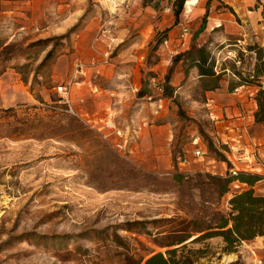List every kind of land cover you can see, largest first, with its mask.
Here are the masks:
<instances>
[{"label": "rangeland", "instance_id": "rangeland-1", "mask_svg": "<svg viewBox=\"0 0 264 264\" xmlns=\"http://www.w3.org/2000/svg\"><path fill=\"white\" fill-rule=\"evenodd\" d=\"M259 3L264 5V0ZM97 7L101 14L115 13L108 6L101 9L93 1L87 4L83 15L93 14ZM25 8L12 13H4L0 8V109L12 108L14 112L10 114L24 118L71 115L62 94L57 92L58 86L66 85L69 89V71L66 74L61 68L62 61L56 67L54 64L70 52L69 34L78 23L68 32L52 33L48 12V19H34L31 9ZM48 52L50 56L44 59ZM153 59L149 56L148 62ZM222 66L231 69L228 60ZM148 77L143 74L141 81L148 84ZM96 80L101 88L114 89V77ZM133 94L137 97L144 92L139 88ZM149 104L144 98L135 106L129 102L128 114L142 111L144 106L153 114ZM46 105L54 107L53 113ZM170 106L173 126L169 166L140 163L151 152L141 151L134 141L126 146L129 153H116L101 137V146L88 137H73L68 142L57 138L0 141V264H142L150 254L167 249L158 243H163L166 239L162 236L177 226L176 218H190L202 205L209 208L207 211L213 209L210 204L215 198L210 191L201 194L195 182H190V189L186 185L179 190L169 180V174L175 171L191 175L199 172H185L191 167L178 163L184 156L198 158L194 151L204 145L199 132L210 139L206 132L212 122L185 117L186 110L193 111L195 107L188 109V105L178 104L175 99ZM70 108L79 114L73 105ZM196 137L199 141L192 145ZM102 145L136 170L163 180L136 181L129 173L122 174L100 151ZM251 152H242V159L234 154L235 158H230L233 165L219 164L221 169L216 166L212 171L222 177L228 171L257 175L260 179L252 190L255 195L264 196V156L253 153L252 161ZM138 186L141 189L135 190ZM244 189H248L245 184L233 182L219 200L218 210L225 212L227 200ZM169 248L177 249V264H264L262 238L241 241L234 251L223 250L219 238L187 242L182 249L179 245Z\"/></svg>", "mask_w": 264, "mask_h": 264}, {"label": "crops", "instance_id": "crops-1", "mask_svg": "<svg viewBox=\"0 0 264 264\" xmlns=\"http://www.w3.org/2000/svg\"><path fill=\"white\" fill-rule=\"evenodd\" d=\"M93 1L101 9L108 6L115 13L107 16L97 7L93 14L83 15L87 4ZM173 1L0 0V8L4 13H12L26 7L31 9L34 19L42 20L48 19L45 17L48 12L53 24L50 30L56 34L68 32L78 23L77 29L69 34L70 52L54 64L56 67L62 61L61 68L66 74L69 71L68 107L73 105L79 113L72 112L73 116L93 129L100 130L107 117L122 127L129 122V127L137 130L136 146L151 152L148 158L140 160L143 165L170 164L168 147L173 126L170 103L174 99L178 104L188 105V109L195 107L193 111L186 110L185 117L212 122L206 133L214 145L227 148L229 158L237 154L242 159V152L251 151L264 156V123L254 121L257 109L254 96L258 88L254 84L240 85L234 75L236 72L241 77L251 75L256 63L264 64V52L257 61L252 49L264 46L261 6L256 0H185L175 20ZM183 27L187 33L181 36ZM196 48H202L208 57L201 69L210 70L217 79L199 75ZM105 54H109L106 63ZM151 55L154 59L148 62ZM233 56L240 60L239 67L234 66ZM225 60L231 63V69L222 66ZM75 61L81 62L83 69L73 76ZM146 73L148 84L141 81ZM97 77L106 80L114 77V89L98 86ZM152 81L160 91L149 85ZM165 86L170 88L171 97L164 95ZM132 88L142 89L154 101L160 100L159 113L151 114V109L144 110V106L142 111L128 114L129 102L135 106L145 97L134 96ZM111 141L112 138L106 142ZM200 148L206 154L205 146ZM219 164L225 165L206 155L196 159L184 156L178 163L191 167L185 172L213 175L217 174L212 171L214 167L221 169Z\"/></svg>", "mask_w": 264, "mask_h": 264}, {"label": "trees", "instance_id": "trees-1", "mask_svg": "<svg viewBox=\"0 0 264 264\" xmlns=\"http://www.w3.org/2000/svg\"><path fill=\"white\" fill-rule=\"evenodd\" d=\"M185 0H174L172 3V14L176 20L179 13L183 8ZM256 2L262 8V17L264 23V5ZM231 12V10H229ZM1 51L2 47L0 46ZM194 49V47H192ZM255 50L256 60L258 61L264 52L263 48H252ZM195 54L197 56L196 65L199 75H206L214 77L213 73L208 69H201L200 65L205 64L207 61V55L202 48H196ZM1 53V52H0ZM50 56L48 52L44 59ZM255 71L251 76L253 79H249L250 75L241 77L237 72L234 74L240 85L254 84L258 88L254 101L256 104V112L254 113V121L256 123H264V89L257 83L258 76L261 75L264 64L259 62L255 64ZM217 79V76L214 77ZM168 76L165 78L167 82ZM170 88L165 86L163 93L167 97H171ZM40 103L41 100L38 99ZM43 104V103H42ZM47 109L53 113L54 107L46 105ZM14 112L12 108L0 109V141L20 142L23 140L31 139L34 141H43L49 139H60V141L68 142L73 137L92 138L96 144L101 146L100 135L95 131L89 129L81 120L77 117L69 114H46L42 118H24L19 117L17 114H10ZM57 118V119H55ZM64 123L63 125L61 124ZM200 137L203 140V144L209 153V156L216 161H221L228 167L230 164L226 161L223 152L227 151V148L223 145L214 146L211 139L199 132ZM103 146V145H102ZM101 152H105L108 156L110 163L119 170L122 174L129 173L136 181L152 180L158 182L163 178L157 177L150 173H145L140 170H136L132 165L123 161L122 159L113 155L110 151H107L105 146L102 147ZM260 179L259 176L243 172H235L222 177L220 175H213L210 173L196 172L194 174H186L183 172L175 171L169 174V180L175 185L177 189H182L187 185L189 187L190 182H195V187L201 194L206 192L212 194L215 198L214 203L208 207L201 206V210L190 218H176L178 221L176 227L167 231L162 237L166 239L163 243H158L159 246L167 247L164 252H154L144 259L142 264H177L178 261L174 259L176 248H169L174 245L184 248L187 242H198L205 239L219 238L223 242V250L234 251L236 246L241 241H250L257 237L264 236V196L255 195L252 186ZM233 182L245 184L248 189L241 190L232 194L227 200L226 211H220L217 208L219 200L228 193L230 185ZM99 190L104 188H97ZM141 187L135 188L139 190ZM203 203L208 204L206 200ZM187 241V242H185ZM134 264V263H129Z\"/></svg>", "mask_w": 264, "mask_h": 264}, {"label": "built area", "instance_id": "built-area-1", "mask_svg": "<svg viewBox=\"0 0 264 264\" xmlns=\"http://www.w3.org/2000/svg\"><path fill=\"white\" fill-rule=\"evenodd\" d=\"M186 33H187V29L185 27H183L181 29V36L186 35ZM108 58H109V54H105L103 62L106 63ZM232 62L234 64V66H236V67H239L240 64H241L240 60L236 56L232 57ZM82 69H83L82 63L79 62V61H75L74 64H73L72 75L74 76V75L81 74L82 73ZM249 79H253V77L250 75ZM257 83H258V85L261 88L264 89V69H263L261 75L258 76ZM151 84H152V87H154L156 90L160 91V88H159L158 84H156V82L152 81ZM57 92L62 94V98L65 99V103L68 105L67 98H66L67 93H68V86H66V85L58 86L57 87ZM132 92L133 93H137L138 89L137 88H132ZM144 99L146 101L154 104L153 105V114H158L159 111L162 109V104L159 103L160 100L156 99V101H153V97L150 94L146 95L144 97ZM67 112H69V113H71V115H73L71 109L68 106H67ZM94 130H96V132L100 135V137L102 139H104L105 141H107V140L112 138V141L109 143V146L116 153H124V152L129 153L130 150L129 149L126 150V146L128 144H130L132 141L135 140L136 133H137V130L135 128L132 129V128L129 127V125H126L125 127H122V126L118 125L113 120V118H111V117H107L106 118V120L102 124L100 130H98V129H94ZM197 141H199V139L197 137L194 138L192 140V145H196ZM226 153H227V151L223 152L224 156L226 157V161L229 164L233 165L231 159L227 156ZM253 153L254 152L252 151L250 157L248 155L246 157L247 158L249 157L250 160L254 161V154ZM194 155L199 158V157L205 156L206 154L203 153V151H202V149L200 147H196V150L194 151ZM230 174L233 175V174H235V172L231 171Z\"/></svg>", "mask_w": 264, "mask_h": 264}]
</instances>
